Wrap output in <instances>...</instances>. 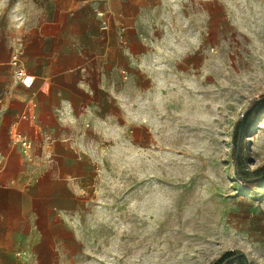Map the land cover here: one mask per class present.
I'll use <instances>...</instances> for the list:
<instances>
[{"label": "rangeland", "instance_id": "1", "mask_svg": "<svg viewBox=\"0 0 264 264\" xmlns=\"http://www.w3.org/2000/svg\"><path fill=\"white\" fill-rule=\"evenodd\" d=\"M44 1L0 0V28L17 2ZM181 2L141 29L150 58L124 66L123 110L95 138L81 248L64 264H212L226 251L264 264V181L243 186L232 152L234 126L264 95V0ZM261 166L264 106L239 168Z\"/></svg>", "mask_w": 264, "mask_h": 264}, {"label": "crops", "instance_id": "2", "mask_svg": "<svg viewBox=\"0 0 264 264\" xmlns=\"http://www.w3.org/2000/svg\"><path fill=\"white\" fill-rule=\"evenodd\" d=\"M181 1L45 0L33 10L17 2L5 14L0 264H64L80 251L75 217L91 194L95 138L105 123L115 130L123 110L124 66L132 74L130 63L150 58L141 29L181 14ZM97 11L106 13L105 30ZM16 53L30 86L13 81ZM14 130L31 142L28 157L11 141Z\"/></svg>", "mask_w": 264, "mask_h": 264}, {"label": "trees", "instance_id": "3", "mask_svg": "<svg viewBox=\"0 0 264 264\" xmlns=\"http://www.w3.org/2000/svg\"><path fill=\"white\" fill-rule=\"evenodd\" d=\"M263 106L264 95L252 101L242 114V117L238 120L237 124L234 126L232 134V139L234 141L232 150L233 162L236 167L237 175L241 178L242 185L247 188H253L264 181L263 166L256 168L248 174L242 173L239 168L243 162V140L246 136L249 121L254 118V116L263 108ZM236 262L238 264H247L246 259L241 253L226 251L212 264H230Z\"/></svg>", "mask_w": 264, "mask_h": 264}, {"label": "built area", "instance_id": "4", "mask_svg": "<svg viewBox=\"0 0 264 264\" xmlns=\"http://www.w3.org/2000/svg\"><path fill=\"white\" fill-rule=\"evenodd\" d=\"M96 16L100 19V28L103 30L107 29L108 20H107L106 13L103 11H97ZM123 30L124 28L121 27L120 33H122ZM10 66L12 68L13 81L20 82L23 86H30L33 80V77L31 75H28L25 71V68L20 65L19 55L17 53L12 54L11 59H10ZM3 100H4V96L0 95V106L3 103ZM11 141L20 147L22 153L26 157L30 155L32 144L20 132H18L17 130H14L11 133Z\"/></svg>", "mask_w": 264, "mask_h": 264}, {"label": "water", "instance_id": "5", "mask_svg": "<svg viewBox=\"0 0 264 264\" xmlns=\"http://www.w3.org/2000/svg\"><path fill=\"white\" fill-rule=\"evenodd\" d=\"M234 174L236 175V177L238 178V179H240L241 180V178L237 175V172H236V167L234 166Z\"/></svg>", "mask_w": 264, "mask_h": 264}]
</instances>
